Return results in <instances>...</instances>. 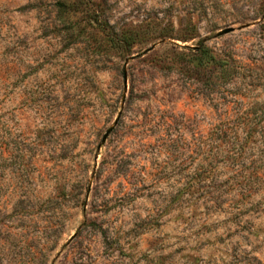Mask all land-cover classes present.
<instances>
[{
    "label": "rangeland",
    "instance_id": "obj_1",
    "mask_svg": "<svg viewBox=\"0 0 264 264\" xmlns=\"http://www.w3.org/2000/svg\"><path fill=\"white\" fill-rule=\"evenodd\" d=\"M0 264H264V0H0Z\"/></svg>",
    "mask_w": 264,
    "mask_h": 264
},
{
    "label": "water",
    "instance_id": "obj_2",
    "mask_svg": "<svg viewBox=\"0 0 264 264\" xmlns=\"http://www.w3.org/2000/svg\"><path fill=\"white\" fill-rule=\"evenodd\" d=\"M230 31H232L231 28H226V29H224V30H221V31L219 32V35L226 34V33L230 32ZM124 83H125V87H127V74H126V72H125V74H124ZM118 120H119V118L116 119L115 123H117ZM112 130H113V126L110 127V128H108V130H107V131L105 132V134L103 135V138H102V141H103V142L107 139V137L109 136V134L111 133Z\"/></svg>",
    "mask_w": 264,
    "mask_h": 264
}]
</instances>
